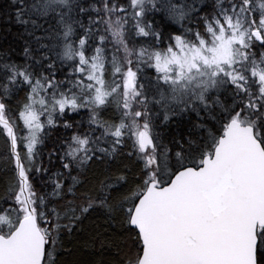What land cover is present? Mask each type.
<instances>
[{"label":"snow or ice","instance_id":"6c2138e0","mask_svg":"<svg viewBox=\"0 0 264 264\" xmlns=\"http://www.w3.org/2000/svg\"><path fill=\"white\" fill-rule=\"evenodd\" d=\"M0 264H264V0H0Z\"/></svg>","mask_w":264,"mask_h":264},{"label":"trees","instance_id":"16d2710c","mask_svg":"<svg viewBox=\"0 0 264 264\" xmlns=\"http://www.w3.org/2000/svg\"><path fill=\"white\" fill-rule=\"evenodd\" d=\"M154 71V70H153Z\"/></svg>","mask_w":264,"mask_h":264}]
</instances>
